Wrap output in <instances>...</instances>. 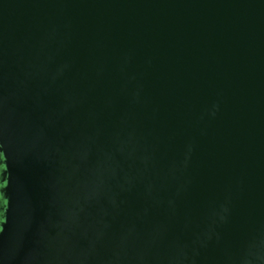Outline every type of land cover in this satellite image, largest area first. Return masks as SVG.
Wrapping results in <instances>:
<instances>
[{
	"label": "water",
	"instance_id": "1",
	"mask_svg": "<svg viewBox=\"0 0 264 264\" xmlns=\"http://www.w3.org/2000/svg\"><path fill=\"white\" fill-rule=\"evenodd\" d=\"M0 264H264V0H0Z\"/></svg>",
	"mask_w": 264,
	"mask_h": 264
},
{
	"label": "flooded vegetation",
	"instance_id": "2",
	"mask_svg": "<svg viewBox=\"0 0 264 264\" xmlns=\"http://www.w3.org/2000/svg\"><path fill=\"white\" fill-rule=\"evenodd\" d=\"M2 168H3V164L1 163V160H0V171L2 170ZM0 185H1V184H0ZM4 203H5L4 199H2V198L0 197V207H4ZM1 220H2V215H1V213H0V222H1Z\"/></svg>",
	"mask_w": 264,
	"mask_h": 264
}]
</instances>
